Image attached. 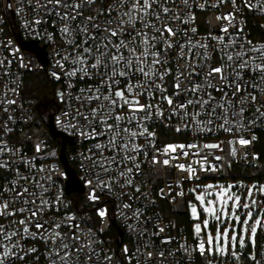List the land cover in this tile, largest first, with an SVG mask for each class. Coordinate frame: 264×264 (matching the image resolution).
Returning <instances> with one entry per match:
<instances>
[{
  "label": "built area",
  "instance_id": "1",
  "mask_svg": "<svg viewBox=\"0 0 264 264\" xmlns=\"http://www.w3.org/2000/svg\"><path fill=\"white\" fill-rule=\"evenodd\" d=\"M74 2L81 4L76 11L82 15L75 20H64L61 15L70 9L48 3L47 0H0V149H3L0 151V164L6 165L0 167V192L3 193V200L10 202V209L13 210L33 207L24 204L25 198L34 200L36 206H40L42 199L46 200L50 207H45L36 219L53 222L45 224L44 229L39 230L30 226L31 233H38L35 237L22 232L20 236L14 237L13 241H18V246L10 247L17 255L10 256L5 264H52L53 261L61 264L55 255L61 244V240L55 237L56 232H60L62 236L75 233L81 236L83 243L91 240V250L95 252L92 259L96 264H240V260L247 254L238 242L234 250L235 256L230 251L220 255L207 251L201 254L198 244L207 238H195L188 233L184 224L167 218L165 213L170 211L172 217H187L189 222L198 224L200 221L193 220L188 210V204L193 200L191 190L196 184L221 179H258L251 169L262 168L261 155L256 145L260 133L264 132V116L261 115L264 113V81L259 72L236 68L239 61L234 60L227 63L240 71V76L237 78L236 71L227 68V83L240 82L242 86H247V90L238 95L247 96L252 93L257 96L256 102L240 104L232 96V88L227 86L224 88L227 96L214 88H205L196 94L182 93L175 96L176 89L173 85L175 77L188 64L186 58L181 59L179 56L180 45L192 47L191 53L187 46L183 51L192 57L191 63L197 65V72H207L209 67L220 66L226 61V57L222 61L225 52L235 57L236 53L249 52L252 47L264 48V39H255L257 20L264 19V0H187V4L184 0H167L166 3L161 0L163 7L170 9L166 16L160 12L159 6L153 5L163 22L171 25L177 32L174 47L166 53L161 52V59L167 62L157 66L160 72L171 69V74L165 76L163 81L157 80L166 91H156L155 98L139 97L141 103L151 102L154 105L147 113H136V118L129 123L132 114L127 109L122 112L117 109L125 117L120 122L121 128L137 133L147 129V132L136 137H131L128 133L121 134L123 141L129 142L130 149L135 145L139 151L120 150L117 156L119 165L112 164L108 172H104L99 166H93V160L99 162L115 155L109 145L113 134L107 132L100 136L88 135L93 127L100 132L104 125L98 121L90 125L80 115L83 113L90 118L91 109L98 104H104L107 109L106 101L88 100L89 96L96 94L95 89L101 83L100 77L92 69H89L88 75L79 71L74 76L69 73L82 66L73 63L82 55V47L101 42L105 35L102 29L97 31L87 25L89 34L96 39H89L88 44H83L85 35L81 28L86 26L84 18L98 17L97 22L101 25L108 20L115 23L121 17L127 20L123 13L128 11V6L117 4L109 12L114 0H94L91 4L87 0H67L69 4ZM102 10L104 14L100 15ZM229 14L232 16L231 21L217 19ZM147 19L155 22L154 16ZM65 26L69 27V33L62 31ZM140 27L137 23L136 28ZM225 27L228 29L227 33L222 30ZM218 38H222L223 42ZM136 39L138 42L140 38ZM34 42L38 47L45 48L47 64L41 62L36 52L26 47ZM160 48L162 46L157 44L156 49ZM205 53L207 58L204 57ZM97 54L94 48L93 55ZM249 54L257 57L254 63L262 62L259 51ZM244 59L248 57L245 56ZM93 62L89 57L88 63ZM43 71L55 84L56 109L52 115L53 124L58 131L75 141L74 144H67L65 153L69 166L71 167L70 163L74 165L75 168H71L76 171L82 183L83 193L80 196L82 204L92 213L89 220L73 209L71 197L66 192L69 174L61 159V139L52 136L47 123L37 121L33 109L24 102L22 96L24 76ZM181 79L183 87L187 88H191L193 83H204L202 75L189 77L187 72ZM139 80L143 82L144 78L139 77ZM132 83H137V80L133 79ZM253 83L257 85L256 88L251 86ZM124 85L125 81L121 79L120 87L123 88ZM103 94L106 95L107 91H103ZM162 96L173 98L172 110ZM209 96L214 99L203 108L195 103L186 109L175 107L187 100H208ZM241 107L244 109L242 113ZM197 112L200 115L194 116ZM233 113L239 115L233 116ZM226 115L228 124H224ZM58 119L60 123L57 122ZM109 123L115 121L109 120ZM241 138L250 143L241 145L238 142ZM121 142L118 138L117 143ZM98 144L106 147L98 149ZM37 145L40 151H37ZM168 145L185 147H177L176 152L165 156L163 152ZM126 155L134 156L135 160L123 159ZM153 157L159 161L169 159L170 163L167 166L162 163L154 164ZM136 164L139 168L134 166ZM181 164L185 168H194L195 174L190 176L187 171L176 167ZM128 168H132V173L120 177L119 172H127ZM97 174L101 181L111 180V190L97 187ZM127 179L132 180L131 185L126 183ZM89 181L92 183L89 184ZM24 188H28L29 192L18 198L17 193ZM93 191L97 197L95 200L89 199ZM258 196L264 203V196L259 193ZM125 204L130 207L125 208ZM100 210H105L106 215L101 217L98 214ZM27 215L28 213H18L14 217H0V223L7 226ZM68 217L73 219L69 220ZM55 224H60L61 227L56 229ZM22 227L17 223L7 230ZM119 228L123 237L120 236ZM247 246L250 243L246 241L244 247ZM125 248L128 249L127 253ZM89 251L85 248V252ZM253 253L254 257L249 264H264V228H258V240ZM63 254L61 251V255ZM106 257H111V261ZM71 260L72 264H92L86 255L81 253L77 256L75 251L71 253Z\"/></svg>",
  "mask_w": 264,
  "mask_h": 264
},
{
  "label": "snow or ice",
  "instance_id": "2",
  "mask_svg": "<svg viewBox=\"0 0 264 264\" xmlns=\"http://www.w3.org/2000/svg\"><path fill=\"white\" fill-rule=\"evenodd\" d=\"M48 3H53L55 5L62 6L65 9H70V11L65 12L61 15V18L64 20H75L77 16L82 15L79 11H76L81 7L80 3H67V0H47ZM89 4L93 3L94 0H87ZM166 3L167 0H164ZM222 2V0H221ZM184 3L187 4V0H184ZM119 4L121 6H128V11L123 13V16H127V20H124L123 17L119 21L115 23L112 20L106 21L104 25H101L97 22L98 17L88 16L84 18V23L86 26L81 28V31L85 35V39L83 40V44H88V40H95L96 37L89 34V27L100 31L101 29L104 31L105 35L103 40L99 43L82 47V55L78 57L73 63H79L82 65L79 69H76L69 73V75H76L77 71L83 73L84 75L89 74V69L95 70V74L99 75L101 83L97 85L95 89V95L89 96L88 100H103L108 104L107 109L104 104H98L97 107L91 109V117L80 113V115L88 121L90 125L95 122H99L101 125H104V129L100 132H97L95 127L91 129V132L88 135L91 136H100L105 135L107 132H111L113 135L109 139V145L111 151L115 153L111 158H104L102 161L93 160V166H99L103 169L104 172L110 171V166L112 164L119 165V160L117 156L119 155V151L123 150L125 152L132 151L138 152V146L133 145L131 149L129 148V142L123 141L121 136L122 133H128L131 137H136L137 135H144L147 132L145 129L143 132L137 133L134 131H129L128 128H121L120 122L125 120V117L117 111L119 109L121 112L124 109H127L129 113H131V117L128 122L131 123L132 119H135L136 113H147L150 109L154 107L151 102L141 103L139 97L147 96L151 98L154 97V93L156 91L164 92L166 89L161 83H157V80L163 81L165 76L171 74V69H165L163 72L158 71L157 66L165 64L167 61L165 59H161V52H167L169 49H172L176 43L175 38L177 37V32L173 29L171 25L163 22V18L160 13H156L153 5H157L160 7V12L165 16L170 11L167 7H163L161 0H114V4L110 6L108 9L109 12L114 10L115 6ZM43 6V5H42ZM215 6V5H214ZM75 12V14H73ZM104 11L100 12V15H103ZM154 16L155 22L151 19H147V17ZM217 19H226L231 21V14L224 17H217ZM39 23V21H36ZM139 23L141 27L139 29L136 28V24ZM225 33H227V27L222 29ZM63 32L69 33V27L65 26L62 29ZM193 31H195L193 29ZM127 37H131V40H128ZM137 37H139V41L137 42ZM113 38H117L113 40ZM220 42H223L222 38ZM107 41V43H104ZM72 43V41H69ZM250 43V42H249ZM160 44L162 48L156 49V45ZM139 45V46H137ZM111 46V47H110ZM188 47V52H192V47L188 45H180L181 51L179 56L181 59H187L188 64L184 71H180L179 74L175 77V83L173 87L176 89L174 95L179 96L182 93H192L196 94L203 91L205 88H214L217 91L224 92V88L231 87L232 88V96L236 97L237 101L240 104H244L246 102H256L257 96L252 93H248L247 96H240L239 93L246 91L247 86H242L240 82H233V84H228V73L227 68H233L231 63L234 60L239 61L236 65V68L239 70H249L253 72H259L261 75V80L264 81V48L257 49L252 47L249 49V52H238L233 54L225 52L222 56V61H224V57H226V61L222 62L220 66L209 67L207 72H197V65H193L191 63V56L187 55L183 49ZM198 47H206V45H198ZM227 47V45H226ZM95 48L97 55H93V49ZM103 48V51L100 49ZM153 49H156L153 51ZM260 52L261 63H254L257 57L251 56L249 53L251 52ZM127 52V55H125ZM247 56L248 59H244ZM91 58L94 62L89 64L88 58ZM204 57L207 58V53L204 54ZM66 59V57H65ZM236 68H233V71H236ZM102 69V71H101ZM187 72L188 76L191 77L193 75H202L204 79L203 84H195L191 88L183 87L182 76ZM55 75V74H53ZM236 76L239 78L240 71H236ZM117 77L123 79L125 81V85L123 88L120 87L121 79H117ZM139 77H143V82H140ZM58 78V77H57ZM133 79L137 80V83H132ZM253 88H256L257 85L253 83L251 85ZM140 89V91H137ZM107 91V94L104 95L103 91ZM84 91V90H82ZM91 91V90H90ZM224 95L228 94L224 92ZM162 99L166 100L167 104L170 106V110H172L174 101L172 97L162 96ZM214 99L209 96L208 100H187L185 103H180L175 105V107L179 109H186L189 105L199 104L201 108L204 105H208L210 100ZM9 103H14V101H9ZM223 107V105H220ZM214 112L215 109H212ZM227 113V109L224 110ZM244 111L243 107H241L240 112ZM259 111V109H257ZM159 115H163V113H158ZM200 113L197 112L194 116H199ZM233 116L239 115L237 113H233ZM264 116V113H261ZM147 118V115L144 117ZM109 120L115 121V123H109ZM60 123L61 121L58 119L57 121ZM229 120L227 115L224 118V124H228ZM72 127H76V125H71ZM226 131H231V129H225ZM84 135V133H81ZM148 135H154L153 133H148ZM120 138L121 143H117V139ZM241 145H247L250 141L245 139H240L238 141ZM98 149L106 147L103 145H96ZM177 147L183 149L184 145L173 146L168 145L163 154L167 156L170 152H176ZM195 147V146H193ZM205 147H218V145H205ZM3 149H0L2 151ZM37 151H40L39 145H37ZM102 154V153H101ZM187 155V153H183ZM235 154V149H233V155ZM175 158V157H173ZM91 159V157H88ZM123 159H127L129 161H134V156L126 155ZM217 159H220L217 157ZM152 163H162L163 165H169V159H164L163 161H159L156 157H153ZM108 166H105V165ZM136 168H139V165H134ZM0 167H6L5 164H0ZM181 170L187 171L190 176L195 174V169L191 166L185 168V165H177ZM43 171V169H41ZM132 173V168H128L127 172H119L120 177H126L127 174ZM97 187L104 188L107 187L111 190V180L104 182L100 180L99 174H97ZM89 184L92 182L89 181ZM126 183L128 185L132 184L131 179H127ZM37 186L42 187L37 184ZM233 185L223 186V185H206L205 192L197 194L196 199L200 203L203 208V212L217 222L216 224V232L215 236L212 235L211 232H208L210 219L206 218L203 221V228L201 224H196L194 231L197 236L203 231H206L207 240H201L198 244V249L201 254H204L206 251L209 253L219 252L221 254H225L229 245L232 249H235L237 242L239 246L243 248L245 246V238L249 239L253 244L255 243V237L257 234L258 228H264V210H261L260 215L254 221L253 217V209L258 205V201L254 198V193H259L264 195V185L257 187L253 185L247 191V197L245 201L241 202V196L232 192ZM208 189H216L213 193L208 191ZM137 191L139 189L137 188ZM29 189L24 188L22 192L17 193V197L24 196L25 193H28ZM32 195H36L32 193ZM42 195V193H41ZM214 199H207L206 196H213ZM89 199L95 200L97 199L95 192H91ZM59 200V198H58ZM250 201V202H249ZM58 202V201H57ZM25 205H32L33 207H22L19 209H10V202L7 200H3V193L0 192V217H14L18 213H28L22 219L14 220L12 224H19L22 229H15L12 231H8V228L12 227V224L5 225L0 223V264H5V261L12 255H17L13 248L10 245L18 246V241L14 243L13 238L20 236L22 233L30 234L35 237L38 233H31L30 226H34L36 229H44L45 224H52V221H39L36 217L44 210L45 207H50L46 200H41L40 206H36V202L29 201L27 198L24 199ZM125 208L130 207V205H123ZM241 209H246L247 211L243 213V220L241 219V215L238 214V211ZM192 214L194 218H199L197 213V207L195 205L191 206ZM101 217L106 215L105 210H100L98 213ZM69 220H72L73 217H68ZM235 222L233 224L232 222ZM251 221V225H250ZM227 224V226L223 227L221 231V226ZM237 226H239V231L237 230ZM61 227L60 224H55V228L59 229ZM76 227H79L78 225ZM163 231V229H160ZM231 232V235H230ZM90 235V234H84ZM56 239L61 240V244L58 246L55 251L56 257L59 259L61 264H72L71 253L75 251L77 256L83 253L88 257L92 264H96V261L92 259L95 255V252L91 250V240L88 243H83L81 236L76 235L75 233H70L66 236H62L60 232L55 233ZM69 241V242H64ZM55 243V241H53ZM207 244V248H206ZM85 248H88L90 251L85 252ZM34 251V249H33ZM61 251H63V255H61ZM125 253L128 252V249H124ZM234 256L236 255L235 251L232 253ZM163 254L161 253V256ZM149 257H151V253H149ZM19 258V257H17ZM106 259L110 262L111 257H106ZM52 264H56V261H53Z\"/></svg>",
  "mask_w": 264,
  "mask_h": 264
},
{
  "label": "trees",
  "instance_id": "3",
  "mask_svg": "<svg viewBox=\"0 0 264 264\" xmlns=\"http://www.w3.org/2000/svg\"><path fill=\"white\" fill-rule=\"evenodd\" d=\"M255 39H264V19L257 20ZM54 87V81L44 71L38 73H28L24 76L22 84V96L24 102L33 109L37 121L39 120L38 122H46L54 114L56 109ZM256 148L261 155L262 168L258 172H256L253 168L251 171L256 173L258 179L264 181V132L260 133V139L256 145ZM70 165L71 167L75 168L73 164L70 163ZM70 197L72 200L73 209L79 212L84 219L89 220V218L92 216V213L82 204L81 196L71 194ZM165 216L167 218L172 217L170 211H166ZM178 220H181V222H178L179 224H184L182 222L183 219ZM188 233L190 234L189 231Z\"/></svg>",
  "mask_w": 264,
  "mask_h": 264
},
{
  "label": "rangeland",
  "instance_id": "4",
  "mask_svg": "<svg viewBox=\"0 0 264 264\" xmlns=\"http://www.w3.org/2000/svg\"><path fill=\"white\" fill-rule=\"evenodd\" d=\"M48 121H49V119H48ZM48 121H46L44 123H48ZM255 171L258 172L259 170H255ZM253 174L256 175V173H253ZM249 184L251 185V187L253 185H256L257 187H259L261 185H264V182L260 181L259 179H253V180H249V179H238V180L221 179V180H212V181H207V182L196 184L194 186V188L191 190V194H192L193 200L188 204L189 216L195 221H200L199 224H201L202 228H203L204 219H206V218L210 219V224H209V228L207 229V231L211 232L212 235L215 236L217 222L214 221V220H211V218L208 217V215L203 212V208L201 207L200 203L196 199L197 194L204 193L206 185H223L225 187L228 186V185H233L234 187L232 188V192L237 194V195H240L241 196V202L243 203L245 201V198L247 197V191L249 189V187H248ZM208 191H211V192L214 193L216 191V189H208ZM261 196H264V195H261ZM254 198L259 203L253 209V217H252L253 221L256 218L259 217L261 210H264V203H262L260 201L258 193H254ZM207 199H214V195L213 196H206V200ZM192 205H195L197 207V213H198V217H199L198 219L193 217L192 210H191V206ZM246 211H247L246 209H241V210L238 211V214L241 215V219L242 220L244 218L243 213L246 212ZM171 218L172 219H176L177 222H181V220H178V219H183L182 222L185 224V226L187 227V229L190 232V234L192 236H194L195 238L196 237H200V236H203V237L207 238L206 231H203V230L200 233V235L197 236V234L194 231V228H195L196 224L189 222L187 220V217H182L181 218V217L173 216ZM232 223L235 224L234 221ZM250 225H251V221H250ZM225 226H227V224L221 226V231L223 230V227H225ZM237 230L239 231V226H237ZM230 235H231V232H230ZM257 240H258V230H257V234H256V237H255V243L254 244L249 239H247V237L245 238V243H246V241L249 242L250 246L243 247V250H245L247 256L244 259L240 260V264H249L250 260L253 259V257H254L253 248H254L255 244L257 243ZM236 248H237V245H236L235 249H232L231 246L229 245L226 253L228 251L233 252L234 250H236ZM213 253L216 254V255H220L221 254L219 252H213Z\"/></svg>",
  "mask_w": 264,
  "mask_h": 264
},
{
  "label": "water",
  "instance_id": "5",
  "mask_svg": "<svg viewBox=\"0 0 264 264\" xmlns=\"http://www.w3.org/2000/svg\"><path fill=\"white\" fill-rule=\"evenodd\" d=\"M28 49L34 51L37 53V55L39 56L40 60L42 63L44 64H47L48 62V59H47V54H46V51H45V48H40L38 47V44L37 43H29L27 44L26 46ZM48 127L50 129V132L52 134V136L54 138H60L61 141H62V148H61V159L68 171V174H69V179L68 181L66 182V192L68 195H71V194H77V195H80L83 193V186H82V183L76 173L75 170H73L69 164H68V161H67V158H66V146L67 144H74L75 141L72 137H69L67 135H65L64 133L58 131L54 124H53V116H51L49 118V121H48ZM119 233H120V236L123 237V232L122 230L119 228Z\"/></svg>",
  "mask_w": 264,
  "mask_h": 264
}]
</instances>
